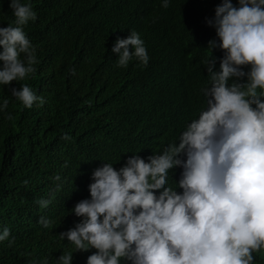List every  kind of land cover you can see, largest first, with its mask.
Returning <instances> with one entry per match:
<instances>
[{
    "label": "trees",
    "instance_id": "trees-1",
    "mask_svg": "<svg viewBox=\"0 0 264 264\" xmlns=\"http://www.w3.org/2000/svg\"><path fill=\"white\" fill-rule=\"evenodd\" d=\"M24 2L37 13L24 28L37 63L24 80L0 85V104L9 101L0 112V230L11 229L9 240L0 242V264H57L67 253L73 264H87L97 250L76 252L59 235L81 222L73 209L91 198L95 169L111 163L119 170L131 156L147 159L158 143H178L206 110L199 89L202 65L212 58L220 68L224 57L219 47L213 54L208 49L209 41L219 40L207 20L222 0H171L167 9L162 0H78L74 9L60 6L61 0ZM232 3L239 6L238 0ZM9 18L14 23L9 0H0V24ZM132 31L144 40L149 63L134 60L121 68L112 48ZM179 59L187 67L184 76ZM24 84L45 103L23 107L12 89ZM65 133L70 140L62 139ZM182 172L170 170L166 187L174 178L172 187L182 193ZM57 176L70 180L64 192L53 185ZM41 199L52 202L41 208ZM41 217L52 221L49 228L39 223ZM253 255L254 264H264V249Z\"/></svg>",
    "mask_w": 264,
    "mask_h": 264
},
{
    "label": "clouds",
    "instance_id": "clouds-1",
    "mask_svg": "<svg viewBox=\"0 0 264 264\" xmlns=\"http://www.w3.org/2000/svg\"><path fill=\"white\" fill-rule=\"evenodd\" d=\"M170 2L162 0V6L167 9ZM238 5L222 0L207 20L219 40L209 41L208 49L213 54L219 47L224 57L220 68L212 58L202 65L199 89L207 108L178 143H158L147 159L131 156L119 170L111 163L94 170L91 198L73 209L81 222L59 235L76 252L97 250L87 264H254L253 253L264 249V0H238ZM9 8L14 23L9 18L0 24L5 26H0V85L7 86L34 73L37 63L24 31L37 13L24 0H9ZM112 52L121 68L134 60L149 63L136 31L118 39ZM249 65V72L242 70ZM245 78L247 83H230ZM12 96L27 109L45 103L27 84L13 88ZM8 105L4 100L0 112ZM177 167L183 169L182 193L172 187L174 178L166 187ZM55 179L53 185L64 192L70 180ZM51 202L38 201L41 208ZM39 223L49 228L52 221L41 217ZM10 236L11 229L0 230V242ZM57 264H73V254H63Z\"/></svg>",
    "mask_w": 264,
    "mask_h": 264
},
{
    "label": "bare ground",
    "instance_id": "bare-ground-1",
    "mask_svg": "<svg viewBox=\"0 0 264 264\" xmlns=\"http://www.w3.org/2000/svg\"><path fill=\"white\" fill-rule=\"evenodd\" d=\"M78 3V0H61V3H60V6H66L67 4H69L71 7H69V9H74L75 6L77 5ZM140 11H144L146 12V8L144 6L141 5L140 7ZM149 11V10H148ZM179 68H180V71L182 72V76L186 75L184 72H183V69H187V67L185 66V63L184 61L180 60L179 59ZM194 68V67H193Z\"/></svg>",
    "mask_w": 264,
    "mask_h": 264
}]
</instances>
